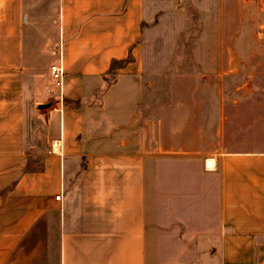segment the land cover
<instances>
[{
	"label": "crops",
	"instance_id": "0c3cea01",
	"mask_svg": "<svg viewBox=\"0 0 264 264\" xmlns=\"http://www.w3.org/2000/svg\"><path fill=\"white\" fill-rule=\"evenodd\" d=\"M0 264H264V0H0Z\"/></svg>",
	"mask_w": 264,
	"mask_h": 264
},
{
	"label": "built area",
	"instance_id": "2783aa9c",
	"mask_svg": "<svg viewBox=\"0 0 264 264\" xmlns=\"http://www.w3.org/2000/svg\"><path fill=\"white\" fill-rule=\"evenodd\" d=\"M49 76H50V92H58L62 89L63 85V71L62 67L58 63H52L49 66ZM59 199V196L56 197Z\"/></svg>",
	"mask_w": 264,
	"mask_h": 264
},
{
	"label": "trees",
	"instance_id": "16d2710c",
	"mask_svg": "<svg viewBox=\"0 0 264 264\" xmlns=\"http://www.w3.org/2000/svg\"><path fill=\"white\" fill-rule=\"evenodd\" d=\"M130 59L128 58L125 61H113L111 63L110 69L108 71L107 76L104 78V82L106 84V87L110 86L115 81V72L118 69H121Z\"/></svg>",
	"mask_w": 264,
	"mask_h": 264
},
{
	"label": "water",
	"instance_id": "95a60500",
	"mask_svg": "<svg viewBox=\"0 0 264 264\" xmlns=\"http://www.w3.org/2000/svg\"><path fill=\"white\" fill-rule=\"evenodd\" d=\"M51 107H52L51 103L41 104L37 107V112L39 115H42L46 113L48 110H50Z\"/></svg>",
	"mask_w": 264,
	"mask_h": 264
}]
</instances>
